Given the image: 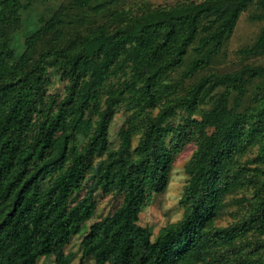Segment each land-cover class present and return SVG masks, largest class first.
<instances>
[{"label":"trees","instance_id":"obj_1","mask_svg":"<svg viewBox=\"0 0 264 264\" xmlns=\"http://www.w3.org/2000/svg\"><path fill=\"white\" fill-rule=\"evenodd\" d=\"M38 1L0 0V264H70L79 235L80 263L264 264V65L208 69L242 12L264 20V0H64L17 59L20 13ZM178 69L203 74L181 95ZM189 142L182 217L151 240L140 215Z\"/></svg>","mask_w":264,"mask_h":264},{"label":"rangeland","instance_id":"obj_2","mask_svg":"<svg viewBox=\"0 0 264 264\" xmlns=\"http://www.w3.org/2000/svg\"><path fill=\"white\" fill-rule=\"evenodd\" d=\"M20 1L24 2L25 0ZM63 1L64 0H48L46 2L38 1L32 4V6L27 10L20 13V27L11 38V48L17 59L23 54L24 40L31 36V34H33L40 27L42 21L51 17ZM139 1L140 4H144L149 7H167L178 2H200L201 0ZM131 2L133 5L136 4L133 0H131ZM255 12L257 13V11L251 7L247 11L241 13L232 35L223 45L218 57L210 64L208 68L209 71L224 73L237 70L247 64L254 66L264 65V42L263 46H258L264 29V20L256 17L257 14ZM256 46L258 48L255 49ZM181 72L182 70L178 69L169 75V80L178 85L179 95H181L184 89L198 81L203 75L202 73H196L193 77L183 80L181 78ZM63 87L64 83L60 81L59 76L53 71H50L49 81L47 84L48 92L62 93ZM178 119L179 116L176 115L174 122H177ZM123 120L124 115L122 114V111L119 110L109 127V142L112 147H114L117 143V132L122 125ZM195 148V143L189 142L175 155L168 176V184L165 190L163 193L156 195L152 199L151 204L145 207L140 215L139 224L149 230L151 240L156 238L162 228L176 223L182 217L183 211L179 205V200L183 186L186 182L184 167L191 158ZM252 157L253 154L248 153L242 161H247L248 158ZM109 199V197H106L99 201L94 219H91L86 226H89L93 221L104 217L108 213L113 206L112 201ZM229 209L230 208L225 209L221 216L217 218L214 222L216 226L225 227L230 223V218L227 214H225V211H228ZM80 239V235L75 237L66 249V253L72 256L70 264H88L87 261L80 263ZM37 264H54V259L52 256L43 257L38 260Z\"/></svg>","mask_w":264,"mask_h":264}]
</instances>
